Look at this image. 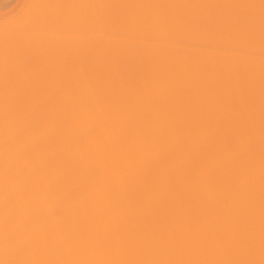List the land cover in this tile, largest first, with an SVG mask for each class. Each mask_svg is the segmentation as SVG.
<instances>
[{
    "label": "bare ground",
    "instance_id": "obj_1",
    "mask_svg": "<svg viewBox=\"0 0 264 264\" xmlns=\"http://www.w3.org/2000/svg\"><path fill=\"white\" fill-rule=\"evenodd\" d=\"M90 2L72 90L0 96V264H264V0Z\"/></svg>",
    "mask_w": 264,
    "mask_h": 264
},
{
    "label": "rangeland",
    "instance_id": "obj_2",
    "mask_svg": "<svg viewBox=\"0 0 264 264\" xmlns=\"http://www.w3.org/2000/svg\"><path fill=\"white\" fill-rule=\"evenodd\" d=\"M90 1L89 0H0V37H1L0 38V42H1L0 43L1 44L0 45V59L2 60V62H1L2 65L0 63V77L2 76V78L0 79L1 80L0 81V83H1L0 84V91L2 93L0 92V96H4V95L5 96H12V95L13 96H18V95L22 96V94L24 96H26V94H27V96H30L31 94H33L31 96H34V95L39 96V94L42 96H44V95L45 96L59 95L57 90H61L65 86H67L65 88H67L68 91L72 90V87H73V80H72L73 78L72 77L75 75L76 72L78 73V70H79L80 66L82 65V63L84 64V68H85L84 72L86 71L85 74L87 73V70H86L87 69V65H86L87 64V52H86L87 48H85V46H86L85 43L87 42L86 39H87V34H88V23H89L88 17H89V12H91V11H89V5H90L89 2ZM92 4H93V2H92ZM61 23H63V25ZM56 25H57V27H56ZM72 27H74V28H72ZM62 28H64V29H62ZM59 29H61V31ZM78 30L80 33L77 32ZM8 35H9V37H8ZM13 35H14V37L12 40ZM16 35H19V36H16ZM28 35H29L31 41H30ZM76 35L78 37H75ZM21 36L25 37L27 40L25 38L23 39ZM34 36H36L35 39H34ZM67 36H69L68 37L69 39L67 38ZM79 38H81V39L78 40ZM84 38H86V39L83 40ZM20 39H22V40H20ZM32 39L34 42L32 41ZM49 39L50 40L52 39V40L50 41ZM43 40L44 41L46 40V41L44 42ZM76 40H77V42H76ZM4 41H5V43H4ZM31 43H32V46H30ZM37 43L39 45H37ZM81 44H82V46L84 44V47L82 49H81V47H82ZM26 45H28V46H26ZM33 47H34V49H32ZM53 47H54V49H51ZM60 49H61V51H60ZM36 53H37L38 57H41V58H38L37 56H35ZM68 56H69V58H68ZM2 58H4V61ZM6 58H8V59H6ZM32 58H33V60H32ZM48 58H51V59H48ZM34 59H36V60H34ZM60 59H62V60H60ZM81 60H84V61H81ZM32 62L34 63L33 66H32ZM49 62H50V64H49ZM35 66H37V67H35ZM41 66H42V68H41ZM44 66H45V68H43ZM49 66H51V67H49ZM25 68H27V69H25ZM23 70L24 71L26 70V72H24ZM39 70H40V72H39ZM11 74H13V75H11ZM20 74H22V75L24 74L23 77ZM43 74H46L45 79L43 78V76H44ZM50 74H52L53 77H52V75L50 76ZM7 76H9V77H7ZM28 76H30V77H28ZM33 77H35V78H33ZM38 77H40V79ZM4 78H6L5 81H4ZM26 80H28V82H26ZM60 80H62V81L59 82ZM7 81H8V83H10L12 81L13 84L10 83L12 85L7 86L8 85ZM18 81L20 83L22 82V84L26 82L25 83L26 85L19 84ZM35 82H37V83H35ZM64 82L65 83L67 82V84H65ZM16 83H18V84L16 85ZM33 84L35 86H37L38 88L33 86ZM48 85H49V87H48ZM53 85H54V87H53ZM69 85H70V88H69ZM5 86L7 87V89ZM15 86H16V88H15ZM11 87H13L12 88L13 91H12ZM17 87L19 88V91H17L18 90ZM29 87H31V89ZM46 87H48L49 89ZM20 88H22V89L26 88L28 91H26V89L22 90ZM56 88H57V90H56ZM38 90H40L42 92H40ZM53 90H54V92H53ZM6 91L9 93H5ZM22 91L25 93H23ZM28 93H30V95H28ZM67 95H70V94H67Z\"/></svg>",
    "mask_w": 264,
    "mask_h": 264
}]
</instances>
